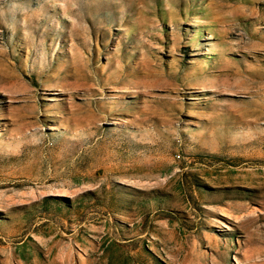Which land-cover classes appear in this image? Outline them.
I'll list each match as a JSON object with an SVG mask.
<instances>
[{"label":"rangeland","instance_id":"374dc122","mask_svg":"<svg viewBox=\"0 0 264 264\" xmlns=\"http://www.w3.org/2000/svg\"><path fill=\"white\" fill-rule=\"evenodd\" d=\"M0 264H264V0H0Z\"/></svg>","mask_w":264,"mask_h":264}]
</instances>
